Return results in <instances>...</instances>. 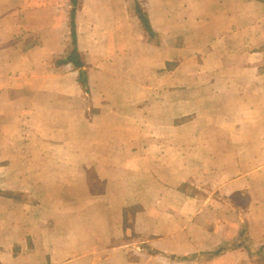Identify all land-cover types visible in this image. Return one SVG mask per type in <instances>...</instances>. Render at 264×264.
<instances>
[{
    "label": "crops",
    "instance_id": "0c3cea01",
    "mask_svg": "<svg viewBox=\"0 0 264 264\" xmlns=\"http://www.w3.org/2000/svg\"><path fill=\"white\" fill-rule=\"evenodd\" d=\"M146 1L78 0L76 48L89 93L68 64L78 73L70 98L64 84L3 78L17 76L18 61L44 68L42 60L70 44L72 52L71 0H0V102L17 92V105L50 107L58 118L50 123L52 154L65 162L41 175L37 167H17V200L0 194V264H264V3ZM154 40L158 58L176 63L175 76L182 75L180 54L196 58L195 91L213 100L204 129L194 127L196 119L189 133L151 119ZM89 51L111 60L106 81L96 83ZM242 91L243 102H225V93ZM39 93L45 101H37ZM187 184L204 194L187 193ZM241 195L246 206L234 201Z\"/></svg>",
    "mask_w": 264,
    "mask_h": 264
},
{
    "label": "rangeland",
    "instance_id": "374dc122",
    "mask_svg": "<svg viewBox=\"0 0 264 264\" xmlns=\"http://www.w3.org/2000/svg\"><path fill=\"white\" fill-rule=\"evenodd\" d=\"M150 1L152 2V0ZM127 3L128 5H132V0H127ZM145 3L148 2L145 0ZM150 8L157 14L155 6H150ZM170 25H173V23ZM172 29L171 27L168 33ZM155 42L156 40L151 41L149 46L151 59L149 76L147 78L149 81L147 86H149L150 90L148 103L150 105L151 119L154 118L160 124L165 123L167 125L166 127L170 126L171 129L175 128L173 126L175 123L176 126L179 125L176 127V130L181 127L182 133H189V123L196 119L194 127L198 131L199 129H204L205 123L203 119L206 118L209 111L213 114V110L211 109L213 100L211 94L195 91V81L198 78L191 77L190 74L192 72L191 70L197 67L196 58L193 59V54L190 53L183 52L180 54V58L183 60L179 62L181 67H183L182 75L175 76L173 71L176 63L172 61L173 64L170 63L167 66L168 63L165 64L163 57L158 58L159 54L157 48H155L156 46H154ZM261 46L264 48V21L261 28ZM71 47L70 44L65 49L63 55H57L58 53H56L53 56L54 58H50L47 61L42 60L41 62L44 64V68L43 66H37V68L31 69L29 68V64L18 61L17 76H14L12 72L8 76H5L3 78L6 81L5 84L15 85L14 83H16L25 86H41L46 84V86L52 85L54 87H60L61 84H64L69 87V96L73 98V90L78 88L76 87V82L73 81V77H78V73L70 65L57 66L56 64L57 60L62 59L61 56L64 57L68 52L70 53ZM170 47L172 48V46ZM246 49H248V46ZM166 52L170 53V51ZM247 52H252V50H247ZM89 53L93 59L91 58L88 61L91 64L90 68L96 73L94 77L96 83L99 84L100 81H106L113 70L111 60L105 59L104 62H100L99 57L95 58V54L91 51ZM100 73H104L105 76ZM69 74L71 75L67 80H65V77H62L63 75ZM20 80H23V83H19ZM44 95L45 93H39L35 98L38 102L45 101ZM247 95L245 91L236 94L225 93L224 100L226 103L229 102V104L234 102L241 103L244 101L243 97ZM22 96L26 97L25 102L29 101L28 94H23ZM70 101L76 102L72 104L73 107L82 105L81 101H77L76 99H71ZM262 101L264 102V93ZM0 106L2 107L0 108V112H3V114H0V138H3L0 139V194H2L1 196L11 197L17 200V176L22 175L21 173L17 174V167H37V173H34V175H41L47 170V167L53 168L52 170L55 172V170H60L59 168L57 169V166L65 163L57 158L56 154H52V149L54 150L55 148L53 147L52 140L48 139V137H52L51 132L55 129L50 123L53 122V119L55 121L58 118L51 117L48 114V112H51L50 107H38L37 109L31 110L28 108V105L26 107L25 105H17V92L7 94L5 102H0ZM31 112L33 113L32 119L28 115ZM159 127L161 128L162 126ZM49 148L50 153L47 151ZM247 158L248 160L253 159V157ZM248 162L250 163L251 161ZM90 178L92 189L94 191H101L103 188L101 183L97 182L92 175H90ZM183 190L199 196L204 194V192L195 189V187L189 184L185 185ZM239 197L240 200L234 199V201H239L242 206H246L248 204L246 195Z\"/></svg>",
    "mask_w": 264,
    "mask_h": 264
},
{
    "label": "trees",
    "instance_id": "16d2710c",
    "mask_svg": "<svg viewBox=\"0 0 264 264\" xmlns=\"http://www.w3.org/2000/svg\"><path fill=\"white\" fill-rule=\"evenodd\" d=\"M259 1L264 3V0H259ZM71 6H72V10L70 12V16H71V37L73 40V50L67 57L59 60L57 62V65L71 64L74 67V69L78 70L79 71L78 82L84 88L85 92L89 93L87 74L85 71L81 70L83 67H85V62L82 60L76 48L77 42H76L75 17H76L77 8L79 7L78 0H71ZM136 13L145 31L149 34L150 38L154 39L156 37L155 32L153 31L149 23L147 15L142 11L139 4L136 5Z\"/></svg>",
    "mask_w": 264,
    "mask_h": 264
}]
</instances>
